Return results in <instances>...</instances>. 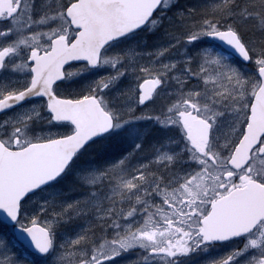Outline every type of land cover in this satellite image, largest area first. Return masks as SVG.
<instances>
[{
  "label": "snow or ice",
  "instance_id": "obj_1",
  "mask_svg": "<svg viewBox=\"0 0 264 264\" xmlns=\"http://www.w3.org/2000/svg\"><path fill=\"white\" fill-rule=\"evenodd\" d=\"M218 249L264 264V0H0V264Z\"/></svg>",
  "mask_w": 264,
  "mask_h": 264
},
{
  "label": "rangeland",
  "instance_id": "obj_2",
  "mask_svg": "<svg viewBox=\"0 0 264 264\" xmlns=\"http://www.w3.org/2000/svg\"><path fill=\"white\" fill-rule=\"evenodd\" d=\"M79 67V66H78ZM108 73L104 72V71H101L98 76L96 77H91L92 79H96V78H99V76L101 75H107ZM36 103H39V101H35ZM159 102V101H158ZM160 105H156V107H159ZM149 107H153V105H149ZM147 111V110H145ZM139 114V113H138ZM78 227H88V224L85 223L84 221H75L73 223H70L68 225H65L64 228L62 229L63 232L67 233L69 236H73L74 238V233L78 230ZM221 250V253L219 254L218 258L225 254L227 251H230L231 249H219ZM137 257L135 255H131V256H127L123 259H120L119 261V264H128V261L130 260H134L136 259ZM212 257L209 256V257H201V258H196V264H205L206 260H209L211 259ZM217 258V257H216Z\"/></svg>",
  "mask_w": 264,
  "mask_h": 264
},
{
  "label": "flooded vegetation",
  "instance_id": "obj_3",
  "mask_svg": "<svg viewBox=\"0 0 264 264\" xmlns=\"http://www.w3.org/2000/svg\"><path fill=\"white\" fill-rule=\"evenodd\" d=\"M77 67H78V65H76ZM35 101H39V99H36ZM160 105V102H157V105ZM221 253V250H214L212 253H211V257H217L218 258V256H219V254Z\"/></svg>",
  "mask_w": 264,
  "mask_h": 264
},
{
  "label": "water",
  "instance_id": "obj_4",
  "mask_svg": "<svg viewBox=\"0 0 264 264\" xmlns=\"http://www.w3.org/2000/svg\"><path fill=\"white\" fill-rule=\"evenodd\" d=\"M46 99V98H45Z\"/></svg>",
  "mask_w": 264,
  "mask_h": 264
}]
</instances>
